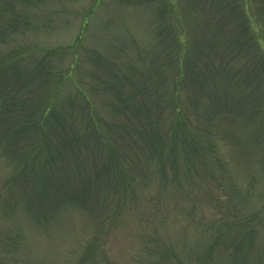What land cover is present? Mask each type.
I'll use <instances>...</instances> for the list:
<instances>
[{"label": "rangeland", "instance_id": "1", "mask_svg": "<svg viewBox=\"0 0 264 264\" xmlns=\"http://www.w3.org/2000/svg\"><path fill=\"white\" fill-rule=\"evenodd\" d=\"M146 2L147 5L140 6L120 5L116 0H44L29 6L13 4L16 11L30 16L31 23L37 28L13 33L4 44H0V64L8 66L3 79L9 80L13 72L18 73V68L23 73L34 74L40 65L48 66L54 75L52 83L48 84L44 80L46 75L30 82L27 81L28 76L23 75L14 86L13 97H19V100L29 97L31 102L36 98L40 99L37 101H44L43 109L46 105L47 111L41 122L46 126L45 118L48 116L50 128L46 127V130L63 131L67 137L76 135L81 139L74 149L71 147L74 151L70 154L79 153L82 156L87 176H92L90 174L99 163L104 164L110 158L107 156V143L111 144V139L115 137L110 129L115 126L112 123L126 126L117 129L118 133L123 134V140L119 139L114 148L126 155L127 162L134 167V175L145 177L147 174L154 182L148 188L129 184L114 159L117 185L109 192L102 188L103 200L99 199L103 204L106 198L108 203L120 199L119 214L100 220L93 212L77 206H64L47 222L39 221L25 210L23 204L13 206V201L26 199L29 195L37 197L50 176V166L55 167L56 163L49 161V151L44 142L31 150L27 157L14 156L13 148L11 154L6 153L8 148L4 137L8 133V137L13 138L16 130H13L12 136L7 130L10 126L0 123L2 155L12 163L13 156L16 157L14 165H20V169L13 167L12 171L0 161V241L6 239L13 246L17 244V251L10 249L13 251L11 253L3 251L0 244V264H81L86 248L100 233V246L90 264H155L158 254L164 251H171L169 254L174 257L172 264H200L193 259V251L199 253L210 249L219 233H231L230 230L245 233L247 229H252L250 223L255 225L256 232L248 236L251 238L244 237L245 245L238 254V262L264 264V0ZM211 4L213 8L219 4L218 13H205L210 11ZM1 6L2 0L0 9ZM225 6L233 7L239 20V24L233 22L230 25L234 38L230 46L225 30V34H220L215 43L211 42L210 37H202V30L194 31V26L206 22L210 24L211 21L217 29ZM93 8L95 11L90 15ZM26 9L28 12H25ZM161 10L165 12L160 13ZM85 20L87 24L83 28ZM45 24L51 25V28H43ZM162 27L170 33L166 46H162L163 41L158 37ZM82 29L83 36L79 40L77 37L82 34ZM235 53L238 54L234 56ZM189 60L191 64L194 63L193 66L189 65ZM196 71L206 75L213 89H229L239 96L247 93L241 100V97H232L221 101L230 105L240 100L243 105L236 107L242 108L240 116L243 119L246 115L257 113L253 119L260 127L250 126L251 120H248L249 124L245 127L248 128L247 134H243L248 136L256 129L263 139L259 146L254 147L252 135L253 143L244 140L247 144L243 148L241 141L231 142L236 149L241 148L240 153L233 151L234 158L225 146L217 154H207L201 142H198L197 148L190 146L194 141L188 126L180 133L173 134L172 139L169 138L172 147L162 153L156 152L152 142L150 149L144 138H129L128 132L136 134L144 128L151 138H156L157 132L163 130L161 124L158 127L154 120L149 122V119H154L153 114L150 117L144 115L145 111L149 112L151 104L144 97L159 100L156 81L161 83L162 76L169 93L172 91L167 97L172 107L180 91L182 94L183 88L187 90L184 101L179 105L177 103L178 107H183L178 115L174 108L168 105V108H164V114L171 118L172 124L176 125L177 121L186 123L181 117L185 109L193 110L201 122L209 120L208 115H211L213 121L220 123L223 118L215 114L219 101L214 97H204L202 90V97H196L199 87L195 82L201 77L190 78ZM212 75L219 76L222 81H216V78H211ZM229 77L234 80L233 83ZM185 78L189 79L182 85L181 79ZM145 86L148 94L143 93ZM131 97H142L139 100L143 105L140 119H130L131 110L133 113L137 110V101ZM88 103L93 106L90 116L83 111ZM118 103L123 109L128 106L124 109L128 115L118 111L114 106ZM259 105L260 110L257 108ZM32 111L36 112L34 106L25 110L27 113ZM155 116L159 120L161 114ZM3 118L0 110V121ZM243 119L239 122L246 125ZM224 121L226 123L221 124L229 130L243 129L242 126L238 129L227 124L232 120L224 118ZM93 123L102 141L92 143V137L91 144L97 147H91L92 152L89 153L82 143L89 134V126L94 127ZM72 124L74 135H71ZM35 130L31 129V133ZM31 133L27 129L15 134V142H22L16 151L29 138L35 139ZM116 135L118 137L119 134ZM37 137L43 139L40 132ZM100 150H103L102 153H99ZM221 158H228L227 163L233 164L219 171L217 159ZM77 159L63 165L68 166V172L72 165H80V158ZM59 164L57 162V166ZM108 165L113 166L112 163ZM23 167L30 175L27 180L29 187H22L20 191L15 189L11 201L8 199V186L13 177L21 175ZM80 177L84 179V176ZM107 178L108 175H102L104 181ZM252 179L257 184L250 188L249 181ZM238 189L240 197L237 196ZM25 192L27 195L23 198ZM16 234H20L17 243L11 240ZM149 245L154 250L153 256L147 250ZM233 260L234 255H219L214 257L213 264H232Z\"/></svg>", "mask_w": 264, "mask_h": 264}, {"label": "trees", "instance_id": "2", "mask_svg": "<svg viewBox=\"0 0 264 264\" xmlns=\"http://www.w3.org/2000/svg\"><path fill=\"white\" fill-rule=\"evenodd\" d=\"M36 2H44V0H2V6L0 9V44H4L6 40L9 38V36L13 35V33H18V32L25 31V30L26 31L36 30L37 26L31 23L32 19L29 18L30 16H25L24 13L16 11L13 6L14 3H18V4L24 3L25 6L36 5ZM98 2H100V0H98ZM116 3L120 5H125V6H140L142 4L147 5L146 0H116ZM225 7L226 9H224L222 13L220 14L221 17L218 20L217 29L213 27V24H212L213 22L211 21L210 24L206 22L205 24L201 23V24H198L197 26H194V31L202 30V33H203L202 37H205V36L210 37L211 42L215 43L220 37V34L222 33L225 34V32L223 31L225 30L226 31V34H225L226 41L228 43V46H230V45H233L234 43V38L232 39L233 30L231 29L230 25L233 22H238L239 24V20L236 17L238 14H236V10L233 7L232 8H227V6ZM218 8H219V4L216 5L214 8L211 4L210 11L208 12L206 11L205 13L209 14L211 13V11H216L218 13ZM198 10L200 11L201 8ZM94 11L95 9L93 8L92 11L90 12V15L93 14ZM228 11H231V12H228ZM25 12H28L27 9L25 10ZM162 12H165V11L161 10L160 13ZM233 13H235V15H233ZM86 19L88 18L86 17ZM213 21H215V19ZM86 24H87V20H85V24L83 28H85ZM43 28H47V29L51 28V25L45 24L43 25ZM83 32H84V29H82V34L77 37L79 40L82 38ZM240 36H241V32H240ZM158 37L161 39V41H163L161 43L162 46L163 45L166 46L167 41L170 39V33L166 31L164 27H162L161 29H159ZM236 43H238V39L236 40ZM229 53H227V55H229ZM236 54L238 53H235L234 56ZM219 57L224 58V56L221 57L220 55ZM157 59H159V57ZM42 62H46V61H42ZM190 64L191 62L189 60V65ZM1 65L2 64H0V110L2 114L4 115V118L2 119V121H0V123L5 124L7 127L10 126V128H8L7 130L8 132L12 134V136H13V130H16L15 134L17 132L19 133L24 132L27 129L31 133V129L36 128L35 132L31 134L34 135V138L37 140L36 142V140L33 139V137L29 138V141L21 145L16 151V148L20 144H22V142L18 141V144H19L18 145L14 140L15 134H14V137L11 138V137H8V133H7L4 138H5V145L8 148L7 150L9 152L7 150H5V152L8 154H11V148H13L14 156L16 157L26 156L27 157L29 153L31 152V150L37 148L40 143L44 142L46 148L49 151V161H51V163L52 162L56 163L55 167L53 165L50 166V173L48 174L50 176H48L47 180H45L43 184V190H40L38 192L37 197L29 195L26 197V199H22V200L19 199V200L13 201V197H14L13 192H16L15 189L20 191L22 187L24 189H27L29 187L27 180L28 178H30V175L28 174V171L26 170L27 168L23 167L21 170V175L13 177V180L11 179L12 180L11 184L8 186V194H9L8 199L13 201V206L20 205V203L23 204L25 207V210L29 214L33 215L39 221H43V222H47L49 219H51L64 206H77L79 208L87 210L88 212H93L95 216L97 215L99 216L100 220H102V218H106V219L114 218V215H117V213L119 214V211L121 209L120 199L117 200L116 198L114 201H112V203H108L107 198H106L104 200L105 204L101 202V200H103L101 198L102 188H103V191L109 192L113 187H115L114 185H117V181H118L116 180L117 171L113 163L114 159H116L115 161H116V164L118 165L117 167L120 169V172L127 179L129 184L133 186L136 185L140 188L141 187L148 188L152 186L154 180L152 178L147 177L146 176L147 174L145 175V177H138V174L134 175L133 170H132L134 169V167L130 166V164L127 162L128 160L126 159V155L120 154L118 150L114 148V144L119 139L123 140V134L118 133L117 129L121 127L127 128L126 126H122L117 122L112 123L113 126L115 124L114 127L112 126L110 127L112 132H114L115 137L111 139L112 140L111 144L107 143L108 145L107 146V151H108L107 156L108 157L110 156L109 160L104 161V164L99 163L98 167H96L97 169H94V172L90 174L92 176H87L85 161L82 158V156H80L79 153L70 154L71 151H74L73 150L74 145L79 144L81 142V139L77 137L76 135H74V125L73 124L71 125V131H72L71 135H74L73 137H67L63 131L55 132L50 129L46 130V127L50 128L47 124L49 121L48 116L45 118L46 126L42 124L41 122V119L43 118L42 117L43 114L47 111L45 110L46 105L44 106V109H43L44 101H37L40 99L36 98L35 101L31 102V99L29 97L26 99H22V100H19V97H13V90H15L14 86L17 84L16 83L17 81L21 80L23 75L28 76V79H27L28 82H30L32 79H35V78L37 79V78H40L41 76L46 75V78L44 79L45 84L50 83L54 75L51 72V70H48V66L40 65L39 68L36 69L34 74L32 72L23 73L22 71H20V68H18L19 69L18 73L13 72L10 78H8L9 80H5L3 78L5 77V71L8 70V66L4 64L3 66ZM191 65L193 66L194 63H192ZM193 75L194 76L190 78L194 79L197 76L201 77L197 82H195L199 87L198 96L196 97H202L201 95V90H202V94L204 95V97H214L215 100L219 101L217 102V106H216L218 110L215 112V114L217 116L220 115L223 118V120H221L220 123H217V120L213 121V117H211V115H208L209 120H207L206 122H201L199 117L197 116L195 112H193V110L190 111V109L189 110L185 109L183 116L181 115L180 116L185 120L186 123L181 124L183 122L177 121L176 125L172 124L171 118L165 116L164 108H168L166 106L168 105L170 108H174V110H176L175 114L178 115L183 107L182 106L178 107L177 103L179 105L181 102L184 101L183 97H185L187 90L186 88H183L182 94L180 91L179 97L178 99H176V103L172 107L168 99L169 98L168 94L170 96L172 91L169 93L168 86L165 83V78H163L162 76L161 83L156 81V85H158V88L156 89V94H157V97L159 96V100L155 101V99H152V97H147V99L144 97L145 100L150 101V103L152 104V105L150 104L149 106V112L145 111L144 115L146 114L147 116L150 117V114H153L154 119H149V122H153L154 120L156 124L158 125V127L161 124V128H163V130L161 132H157L156 138L155 136L151 138L150 133L145 131V128H144L143 130L138 132L139 136H138V133L133 134L132 132H128L127 135L129 136V138L133 140H141V138H144L147 144L149 145V148H150V143L152 142L153 144L151 145L156 150V152L159 151L160 153H162V152H165V150L168 149L169 147H172V142L170 140L172 139V135L173 134L176 135L177 133H180L179 131L181 129L182 130L184 128L187 129V126H188L189 133L194 141L190 146L192 148L193 147L197 148L198 142H201L202 149L205 152H207V154L208 153L217 154L218 150L221 147L225 146L228 148L231 157L234 158L235 157L234 152L240 153L241 148H243L247 144L244 142V140L248 141V143L250 141L252 142V135L254 136V143L252 142L254 147L256 148L257 146H259L262 143L263 139L262 137H259V134H257V132L255 131L256 129L248 136H245L243 134V132L247 134L248 128L245 129V127L247 126L248 120H251L250 126L253 125L255 126V128L260 127V125L258 126L254 123L255 120L253 119L255 118V115L257 113L254 112L251 115L250 114L246 115V118L243 119V117L240 116L241 115L240 110L242 108L236 107V105H243L241 104L242 102H240V100L243 99V97H246L247 93H244L243 96H239L237 93H233L229 89H223V88H220V90L217 88L213 89L211 88V84L209 83V81L206 80L205 74H202L196 71L195 74ZM218 77L219 76H216V75L211 76V78H216L215 79L216 81L221 80ZM187 79L189 78L181 79L182 85L185 84ZM229 80L231 83L234 82V80L232 78L230 79V77H229ZM141 86L144 87L143 85ZM162 89H163V92H161ZM139 90L143 92L142 89H139ZM145 90L146 91H144L143 93L148 94L149 91L147 87ZM232 97H241V98L238 101L232 102L230 105H228V102L226 101L225 103L221 101V99H224V98L232 99ZM134 98L136 99L135 101H137V105H136L137 110H135L134 113L131 110V112L129 113L130 114L129 116H130V119L132 117H135L136 119H140V116L143 112L142 111L143 105H142V102H140L139 100L142 97H140V99L138 97H131V99H134ZM30 105L34 106V110H36V112L35 111H32L30 113L25 112L26 109L31 107ZM114 106L118 109L119 112L123 113L125 116L128 115V113L125 111L128 108L127 105L125 106L127 108H124L125 110L121 106H119V103ZM257 108L258 110H260L261 108L260 105ZM83 111H86L87 113L86 116H90V114L93 111L92 104L91 103L86 104V108ZM39 112L41 114H38ZM11 114H12V117H10ZM160 114L161 116L159 117V120H158V118H156L155 115L159 116ZM33 115H35L36 118L33 117ZM38 115L39 117L37 118ZM224 118L227 121L232 120L231 123H227L228 125L236 126L238 129H240V127L242 126L244 130L242 129L239 131H234V130L227 129V127H225L226 125L221 124V123H226L224 121ZM240 118L245 121L246 125L240 124L239 122L241 120ZM237 119H240V120L237 122L236 121ZM256 121H258V119H256ZM127 122L128 121H126V124ZM93 126H94L93 128L89 126V129H90L89 134L86 135V138H83V143H82L84 145V148L89 153L92 152L91 147H97V145L91 144L90 139L92 137H93L92 143L94 142L99 143L102 141L101 136L97 133V129L95 128L94 123H93ZM39 132L42 135V138H43L42 140H39V138L37 137L39 135ZM116 134H119L118 137H116L117 136ZM237 141H241L240 149H236L231 144V142H237ZM28 146L29 148L25 149ZM71 147H73V149ZM102 151L103 150H100L99 153H102ZM244 152L247 153V150L245 149ZM0 153H1L0 161L5 163L7 168H9L12 171H13V167L17 170L20 169L19 164L14 165L16 157L13 156V163H12L9 160L7 161V159L3 157L1 150H0ZM69 155H72L71 156L72 158H69L68 157ZM76 156L77 158H80L78 162V164L80 165H76V164L72 165L71 170L68 172V166H63V165L65 163L70 164V161L72 159L78 160ZM147 160L149 161V159ZM227 160L228 158L217 159L219 171L221 169L226 170V166L229 167V164H233V163H227ZM57 162L60 163L59 166H57ZM109 163H112L113 166L108 165ZM45 164L48 166L46 162ZM137 164H138V161H137ZM83 167H84L85 174L82 171ZM72 168H74V170H72ZM230 169L234 173L233 168H230ZM103 174L108 175V178L105 181L102 179ZM80 176H84V179H82V177ZM249 183H250L249 187L252 188V186L257 184V181L255 179H252L251 181H249ZM246 189H248V187H246ZM240 194L241 192L238 189L237 196L240 197ZM25 195H27L26 192L23 198L25 197ZM99 197L101 198V200L99 199ZM7 202L9 201L7 200ZM13 212H14V207H13ZM249 227H252V229H247L245 233H237V232H233V230H230L231 233H226V234L219 233V235L216 236V238L213 240V243L211 244L210 249H206V251H204L206 252L205 254H203L204 252H201V251H199V253L196 250L193 251L192 253H195L193 254L195 256V258L193 259H196L197 261H199L200 264H213L215 256L234 255V260L232 264H239L238 262L239 259L237 257L240 251H242L243 244L245 245L244 237H248L250 236V234H253V232H256L255 225L250 223ZM16 238H18V241H16ZM248 238H251V237H248ZM19 239H20V234H16V236L11 237L12 242L15 241L17 243L19 242ZM101 239H102V233H100L98 236L94 238L92 243L86 248L84 255L82 257L81 264H90L92 262V257L97 252L100 246ZM251 240H254V239H251ZM152 241H154V239ZM0 244H1L3 251H5L6 253L17 251V246H15L17 244L13 246L11 245V243L10 244L7 243L6 239L1 240ZM10 249H12L13 251H10ZM147 250L150 252V256H153L154 250L152 249V246L149 245L147 247ZM169 253H171V251L170 252L164 251L162 253H159L158 259L155 261V264H172V260L174 257L172 254H169Z\"/></svg>", "mask_w": 264, "mask_h": 264}]
</instances>
